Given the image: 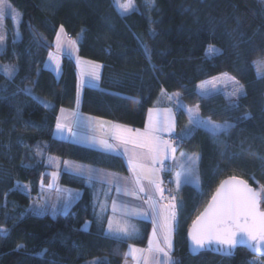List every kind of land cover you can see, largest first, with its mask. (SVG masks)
I'll return each mask as SVG.
<instances>
[{"label":"trees","instance_id":"trees-1","mask_svg":"<svg viewBox=\"0 0 264 264\" xmlns=\"http://www.w3.org/2000/svg\"><path fill=\"white\" fill-rule=\"evenodd\" d=\"M6 1L20 13L21 22L15 37L6 19L7 38L0 54V61L17 66L12 73L0 69V264H124L129 257L128 241L107 237L104 222L95 219L91 192L79 175H60L62 185L82 190L68 212L30 211L39 187L49 180L47 155L127 173L121 156L54 137L58 111L75 107L78 86L77 64L70 56L61 57L59 77L45 67L61 26L76 40L80 57L101 66L99 86L82 89L83 113L141 129L164 90L170 96L179 94L185 104L199 105L203 118L235 125L215 140L196 129L178 147L200 157V187L185 185L177 193L175 264H249L253 257L264 262V253L244 247H236L231 255L214 249L192 254L186 241L191 222L221 180L237 176L264 186V78H257L254 66L264 60L263 2L135 0L136 9L123 17L111 0ZM210 47L222 54L208 55ZM221 74L244 86L246 95L238 107L230 106L221 93H198L199 83ZM25 89H31V95ZM176 115L179 126L187 121L183 110ZM246 115L250 119H242ZM17 183L29 185V192ZM87 221L90 227L84 229ZM142 224L135 241L139 245L146 243L150 228V223Z\"/></svg>","mask_w":264,"mask_h":264},{"label":"snow or ice","instance_id":"snow-or-ice-1","mask_svg":"<svg viewBox=\"0 0 264 264\" xmlns=\"http://www.w3.org/2000/svg\"><path fill=\"white\" fill-rule=\"evenodd\" d=\"M8 5L5 0H0V22L5 19V10ZM122 9L121 14L127 13L132 8L131 0L127 4H119ZM14 28L18 27L21 20L16 19V14L13 12ZM64 28L60 27L56 33L55 49L53 53L49 51L48 59L55 67L57 73L61 69L60 57L63 52L69 53L75 51L76 41L68 40L67 48L64 42ZM5 41V36L0 34V45ZM47 46V45H45ZM222 54L215 48H209L208 55ZM81 61L77 58V64ZM87 63L86 75L89 77L88 86L98 87L96 81H99L100 76L98 69L101 67L94 62ZM257 70V78H264V60L254 62ZM17 66H12L11 71H16ZM84 74H82L83 77ZM226 82V83H225ZM217 83H225V86L231 85L230 92V106L238 107L237 100L246 95L244 86L228 74H221L212 81L202 82L199 85L201 96H211L216 90ZM211 84V88H209ZM85 86V80L81 78L77 86V104H79L80 91ZM25 94L31 95V89H25ZM164 90H162L163 92ZM115 94V93H110ZM178 96V94H177ZM122 99H130L127 95H122ZM39 103V98L33 97ZM169 100L173 97H168ZM47 106V105H45ZM178 110H184L188 114V125L176 133L175 113L171 108L160 110L158 108H151L148 110V120L143 130L131 129L113 125L111 139L118 141L124 145L123 155L127 157V163L130 172L132 173L131 186L125 184L121 186L119 178L108 180L106 176L100 175L93 169H84L81 166L73 167L68 162H64L67 170L75 175H87L91 181L99 176L102 183L111 185L116 183V197L112 198L111 210L113 214H122L121 218L113 219L108 217L107 230L105 235L117 240L121 238H132L138 233V228L131 224V218L150 219L152 223V233L148 241L147 249H139L130 245V252L134 259H137V254H140L144 264H151L149 257H151L156 264H175L172 259V237L176 231L178 223V203L175 196L170 193L165 197V189L162 187V180L159 173L165 169V161L172 159L175 160V153L179 145L187 138H189L196 129H204L211 134L213 139L227 136L229 130L235 127L234 124L225 122L223 124L214 123L211 118H203L199 114V105L195 108H184V105L177 100ZM64 110L61 109V112ZM74 119L72 124L61 122L58 118L56 123L57 132H67L76 137L78 135L76 128L92 129V118L82 119L77 113L72 114ZM242 119H250L246 115ZM168 135L165 138L164 134ZM81 140L91 143H99L104 150L108 152L116 151V146L110 143L108 139H100L97 141L94 135L85 133L80 136ZM225 148L228 147L225 141H221ZM129 145L132 151H129ZM140 150V151H136ZM181 160L178 164L180 171L175 173V183L177 188L181 183H190L194 179L198 180L196 174L200 157L187 156L181 153ZM159 166V167H157ZM58 167V165H57ZM171 171V169H168ZM52 180L55 181L59 177V172L54 171L51 174ZM183 178V180H182ZM142 181H147V184ZM43 184V179L41 181ZM52 187L50 183L48 185ZM23 187V186H19ZM111 191V188L109 189ZM27 191V189H25ZM132 197L136 200L142 201L139 206H129V204L120 200V196ZM167 201L162 203L163 201ZM264 202V186L260 190H256L249 186L248 182L239 179L235 176L230 177L228 180L223 181L216 189L215 194L211 197L205 210L192 221L189 228L188 236L191 240L192 251L199 252L206 247L213 245L218 246L217 250H223L224 255H231L232 251L238 245H247L250 250L255 253H264V211L260 210L261 203ZM68 203L65 201L64 210L67 211ZM43 207H33L30 211L36 215H41L44 212ZM55 208L53 215H55ZM6 231V230H5ZM163 243V247L161 246ZM18 247H23L20 245ZM46 251V250H45ZM147 253V255H144ZM163 261H160V257ZM94 264H107V261H95ZM137 264H140L137 259ZM249 264H256L255 261H250Z\"/></svg>","mask_w":264,"mask_h":264},{"label":"crops","instance_id":"crops-1","mask_svg":"<svg viewBox=\"0 0 264 264\" xmlns=\"http://www.w3.org/2000/svg\"><path fill=\"white\" fill-rule=\"evenodd\" d=\"M45 64H46V62H45ZM100 71H101V67H100ZM54 73L59 77L61 74V69H60L59 73H57V72H54ZM77 74H78V72H77ZM171 96H174L177 99L180 98L179 94L177 96V93H172ZM168 97H170L169 94H167L166 92H162L151 108H158L160 110H163L165 108H171L173 111V104H172L171 100L168 99ZM81 98H82V90L80 91L79 104H77V96H76L75 107L74 108H60L58 111V114H57V119L59 118L61 120V122L71 125L72 121L74 119L72 114L75 112L82 119L92 118L93 128L90 130L89 129H83V128H76L75 130L77 131L78 135L76 137H73L67 132V130H65L62 133L57 132L56 127H55L54 137L57 139H60V140H68L74 144L84 146V147H88V148H92V149H95V150H98V151H101L104 153L121 156L125 161L127 173L126 174H120V173H116V172H113L111 170H107V169H104L101 167H97V166H93V165H87V164H81V163L68 161V160L66 161L63 159L62 160L59 159L60 168H56V166H55L56 164L54 163L56 159L55 160L54 159H48L47 160V157H46L45 162H46V165L48 166L49 180L45 185H42L39 187V196L38 197H40V196L42 197L43 207H44V201H47V204H51L52 202H54L56 200L57 201L56 206L61 207V209L58 210V213H62L65 211L64 210L65 201H67V203H68V208H67V212H68L70 210V208L72 207V205L82 195V190H80L78 188L64 186L60 183L61 172L62 171L69 172L68 170H64L65 168H63V166L65 165V163H64L65 161L68 162V164L72 165L73 167L81 166L84 169H93V170H95L96 173L106 176V178L108 180L114 181L116 178H119V183L121 186H124L125 184H128L129 186H131L132 173L130 172L129 167H128L127 157L125 155H123L124 145L120 144L116 140L111 139L113 125H119L121 127H127V126L116 124L113 121L108 120V119H104V118H100V117H96L93 115L83 113L80 109ZM183 105H184L185 109L195 108V106L188 105L185 103ZM61 109H63L64 111L61 112ZM183 112L187 116V121L181 126L178 125L177 115L175 114V121H176L175 132L176 133H180L181 130L184 129L188 125V114L184 110H183ZM173 113H174V111H173ZM147 120H148V112H147V116H146L145 126L147 124ZM56 123H57V120H56ZM145 126L139 130H143L145 128ZM127 128H130V127H127ZM134 130H136V129H134ZM85 133H87L89 135H94L96 137L97 141H99L100 139H108L110 143H113L116 146V151L108 152V151L104 150V148L98 142L97 143H91L88 141L81 140L80 136L84 135ZM128 147H129V151H132L131 145H129ZM136 151H140V150H136ZM181 153H185L187 156H193V157L197 156L195 154L186 152L185 150H182V149L178 150L177 149V151L175 153L176 159L175 160H172V159L168 160V161H171V163H172V172H173L174 177H175V173L177 171H180L178 164L180 162H182L181 155H180ZM54 171L59 172V177L55 181L52 180V177L50 175ZM163 174L164 173L162 171L159 173L160 179L163 177ZM196 174L199 177L198 167L196 169ZM81 177L85 178V180H84L85 185L88 187V189L91 192L92 206L94 209L95 219L98 220L99 222H104L103 228H104V233H105L107 230L108 217L111 216L115 220L117 218H121V216H122V214H120V213L113 214V212L111 210L112 198L116 197V191H115L116 183L114 182L111 185H109L107 183H102L99 176H97V178H94L91 181L88 179L87 175H83ZM182 180H183V178H182ZM142 182L147 184V181H142ZM50 183L53 185L52 187L48 186ZM185 185H191V186L195 187L196 189H199L200 178L198 180L194 179L190 183H183L182 182L179 188H177L176 183H175V179H174L175 191L178 194H179L181 188ZM110 188H111V191L109 190ZM120 200L129 204V206H139L142 204V201H140V200H136L132 197H125L122 195L120 196ZM64 213H66V212H64ZM64 213H62V214H64ZM129 222L131 224H134L138 228L139 231L132 238H121V239L128 241L129 246L131 245V246H135L136 248H139V249H147L148 248V241H149V238L151 237V233H152L151 220L150 219H143V218H131ZM142 222L150 223V228H149V233L147 236L146 243L144 245H139V244H136L135 241L141 237L142 228H143ZM89 227H90V221H87L86 229H88ZM172 245H173V247L171 250V256H172V251L174 249V234L172 237ZM161 246L162 247L164 246L162 242H161ZM128 250H129V247H128ZM144 255H147V253H145ZM128 256L129 257L124 262V264H137V259H139L140 264H144L143 259L141 258L140 254H137V259H134L132 254H130V255L128 254ZM159 259H160V261H163L162 256ZM149 260H150L151 264H156V262L151 257H149ZM95 261L96 260L88 262L86 264H94Z\"/></svg>","mask_w":264,"mask_h":264},{"label":"rangeland","instance_id":"rangeland-1","mask_svg":"<svg viewBox=\"0 0 264 264\" xmlns=\"http://www.w3.org/2000/svg\"><path fill=\"white\" fill-rule=\"evenodd\" d=\"M112 1V4H113V6H114V8L116 9V11L119 13V15L120 16H128V15H130V13L133 11V10H135L136 9V2H135V0H131V4H132V8H130L129 9V11L127 12V13H124L123 15L121 14V12H122V9H120L119 8V4H127L128 2H129V0H111ZM147 1H150V0H147ZM262 2H263V4H264V0H261ZM5 3L8 5V7L6 8V10H5V19L2 21V22H0V34H3L4 36H5V41H4V43L2 44V45H0V54L2 53V51H3V49H4V47H5V43H6V38H7V29H6V25H5V23H6V19L7 18H9L10 20H11V22H12V31H13V34H14V36L15 37H18V27H15L14 28V21H13V12L16 14V19L17 20H20V13L18 12V11H16L6 0H5ZM60 29V28H59ZM59 29H58V31H59ZM57 31V32H58ZM64 33H65V35H64V37H63V39H64V42H65V48H67V41L68 40H75L74 38H69L68 37V35H67V33H66V31L64 30ZM55 38H56V36H55ZM76 41V40H75ZM211 48H215V47H211ZM216 49V48H215ZM51 52H53V53H55L56 52V49H55V39H54V47H53V49L51 50ZM63 55H68V56H70L71 58H73L75 61H76V64H77V58H79V60L81 61V63L80 64H77V72H78V83L80 82V80H81V78H83L84 80H85V85H88V80H89V77L86 75V72H87V63L86 62H92V61H89V60H85V59H83V58H81L80 57V55H79V53H78V47H77V43H76V49H75V51H73V52H71V53H69L68 51H65V52H63V54L61 55V57L63 56ZM61 57H60V60H61ZM95 63V62H94ZM97 64V63H96ZM13 65L11 64V63H8V62H2V61H0V69H2V70H4L5 72H7V73H12L13 71H11V67H12ZM45 67L46 68H49V69H51L52 71H54V72H56L55 71V67H54V65L51 63V61H49V59L47 58V61H46V64H45ZM98 72H99V76H100V68L98 69ZM82 74H84L83 75V77H82ZM220 75H218V76H216V77H214V78H217V77H219ZM229 76H231V75H229ZM231 77H233V76H231ZM213 80V78L212 79H210V80H207V81H212ZM237 80V79H236ZM204 82H206V81H204ZM202 83V82H201ZM201 83H199L198 84V86H197V91H198V93H200V88H199V85L201 84ZM226 83V82H225ZM225 83H217V85H216V90L213 92V94L212 95H215V94H223L225 97H226V99H227V101L230 103V92H231V85H227V86H225ZM240 83V82H239ZM96 84H98V86H99V81H96ZM241 84V83H240ZM209 86V88H211V84H209L208 85ZM211 95V96H212ZM170 97H173V99H171V102H172V104H173V111H174V109L177 107V100H179V102L180 103H183L181 100H180V98L179 99H177L176 97H174V96H170ZM204 97H208V96H204ZM231 99L232 100H236V102H238V100L235 98V97H231ZM42 101L46 104V103H48L47 101H45V100H43L42 99ZM184 104V103H183ZM192 106H194V105H192ZM175 113V112H174ZM205 119H207V118H205ZM178 149V148H177ZM40 153V152H39ZM48 159H56L55 160V166H56V168H60V163H59V159L60 160H62L61 158H59V157H57V156H53V155H47V160ZM67 161V160H66ZM68 161H70V160H68ZM168 161V160H167ZM57 165H58V167H57ZM63 168H65L64 170H67V168H66V165H64L63 166ZM17 185V187L18 188H20L21 190H23V191H25V189H27V191H25V192H29V190H30V186L29 185H27V184H24V183H22V184H20V183H17L16 184ZM19 186H23L22 188L21 187H19ZM256 190H260V188L262 187V185L260 184V183H257L255 186H253ZM56 200L54 201V202H52L51 204H47V201H44V207H43V202H42V197L40 196V197H38V198H35V199H32V201H31V205H30V209H32L33 207H43L45 210H44V212L43 213H46V212H49L50 214H53V210H54V208H55V213L57 214L58 213V210L59 209H61V207H57L56 206ZM262 203H263V205H262ZM261 203V205H262V209L264 210V202H262ZM65 212V211H64ZM64 212H62V213H64ZM67 212V211H66ZM35 214V213H34ZM36 215V214H35ZM86 227H87V222H85V224L83 225V228L84 229H86ZM132 240V239H131ZM129 243V242H128ZM128 254L130 255L131 254V252H130V246H129V250H128ZM252 261H255L256 262V264H264V262L260 259V258H258V257H253L252 258Z\"/></svg>","mask_w":264,"mask_h":264},{"label":"built area","instance_id":"built-area-1","mask_svg":"<svg viewBox=\"0 0 264 264\" xmlns=\"http://www.w3.org/2000/svg\"><path fill=\"white\" fill-rule=\"evenodd\" d=\"M69 36V35H68ZM178 108L176 107L174 109L175 114L178 113ZM165 138H168L167 134H164ZM184 143V141L179 145L181 146ZM159 167V166H157ZM168 169H171V171H169ZM163 177L161 178L162 180V187L165 189V197H168L169 193L172 196L176 197L177 203H179V195L177 194V192L175 191V186H174V175L172 172V163L171 161H165V169L162 171ZM167 202L166 200L163 201L162 203ZM179 206V205H178ZM180 209H178V220H179V214H180Z\"/></svg>","mask_w":264,"mask_h":264},{"label":"water","instance_id":"water-1","mask_svg":"<svg viewBox=\"0 0 264 264\" xmlns=\"http://www.w3.org/2000/svg\"><path fill=\"white\" fill-rule=\"evenodd\" d=\"M230 177H233V176H229V177H226V178H224L223 180H221V181L219 182V184L217 185L216 189L219 187V185H220L223 181L228 180ZM235 177H237V176H235ZM237 178H239V179H243V178H241V177H237ZM243 180H245V179H243ZM245 181H247V180H245ZM247 182H248V181H247ZM248 184H249V182H248ZM249 186L253 187V186L250 185V184H249ZM253 188H254V187H253ZM216 189L214 190L212 196L215 194ZM254 189H255V188H254ZM212 196H211V197H212ZM210 200H211V198L209 199V201H210ZM209 201H208V202H209ZM207 204H208V203H207ZM207 204L205 205V207L202 209V211H201L198 215H200V214L205 210ZM260 210H261V211H264V210L262 209V205H260ZM198 215H197V216H198ZM197 216H196V217H197ZM196 217H195V219H196ZM191 225H192V222H191L189 228L191 227ZM189 228H188L187 233H186V241H187V246H188V250H189L190 253H192V254H196V253L203 252V251H205V250H211V249H214L216 252H218V253H220V254H223V250L221 249V250L218 251V250H217L218 246H216V245H213V246H211L210 248H209V247H206L205 249H202V250H200L199 252H195V253H194V252L192 251L191 240H190V238H189V236H188ZM237 247H244V248H246L247 250H249V251H250L251 253H253V254H260V253H255V252H253L252 250H250V248H249L247 245H238Z\"/></svg>","mask_w":264,"mask_h":264}]
</instances>
